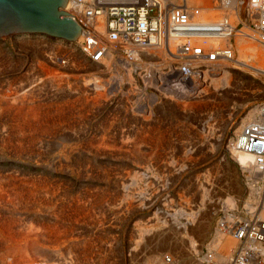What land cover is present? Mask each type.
<instances>
[{
    "label": "rangeland",
    "instance_id": "rangeland-1",
    "mask_svg": "<svg viewBox=\"0 0 264 264\" xmlns=\"http://www.w3.org/2000/svg\"><path fill=\"white\" fill-rule=\"evenodd\" d=\"M80 44L42 33L0 38V189L7 190L9 182L6 180L11 175L30 186L36 178L52 185L49 196L41 193L38 198L27 195L21 200L5 196V201L0 200V240L5 241L1 240L0 245L2 250L5 248L2 254L6 253L0 263H15L17 258L23 260V264H160L162 260L164 264L197 260L204 264L201 260L212 259L217 248L225 242V236L222 240L216 237L217 230H221L220 220L226 215L246 220L255 213L261 201L262 193L259 192L264 188V178L256 177L252 168L237 162L238 158L233 159L230 141L237 126L235 122L242 115L243 121L247 107L255 109L257 103L264 100L263 81L249 73L231 72L232 77L222 90L215 92L209 85L205 94L201 93L204 100H194L191 96L205 86L185 85L167 66L152 70L133 62H128L129 65L127 54L119 51L121 62L118 60L120 63L106 71V60L91 61L79 49ZM124 67L132 68V77L129 78ZM44 124L52 125L51 130H58V135L47 133L44 136L41 129ZM157 131H160L165 150L167 146L174 149L183 146L190 151L189 155L181 149L174 152L168 149V152L161 151L167 153L163 161L153 154L139 156V149L150 152L155 144L153 133ZM165 162L173 164L175 174L164 171ZM252 187L256 190L250 197ZM69 195H72L70 199ZM139 200H145L146 204H140ZM73 215L79 218L74 219ZM1 217H5L3 221ZM97 219L99 221H95ZM4 222L11 224L13 230ZM199 226L202 229H198ZM50 227H54L52 232ZM56 233L61 237L55 238ZM157 233L159 236L155 237ZM164 236L171 238V242L161 248L159 241ZM33 239L46 255L29 248L24 256L17 248ZM85 249L88 252H84ZM85 254H89L88 257Z\"/></svg>",
    "mask_w": 264,
    "mask_h": 264
},
{
    "label": "bare ground",
    "instance_id": "bare-ground-1",
    "mask_svg": "<svg viewBox=\"0 0 264 264\" xmlns=\"http://www.w3.org/2000/svg\"><path fill=\"white\" fill-rule=\"evenodd\" d=\"M264 3V0H189V4H190V6H191V9H192V12L194 11V9L197 7L199 10H200V12L198 13V14H195V13H193V17L195 18V19H198L199 21H202V22H206V21H219V20H222V19H228L230 22H232L233 23V26H235V24L236 23H238V22H241V23H243L244 24V26H243V28L242 29H236L235 30V33H234V37H235V41H234V44L232 45V57L231 58H226V59H220V60H218V61H213V60H206V59H201V58H195L194 60H193V62H192V64H194L193 65V70L191 71V73L189 74V76H184L183 74H182V72L180 71V67H181V65L186 61L185 60V58L183 57V56H181L180 55V53H179V49H178V47H179V45L180 44H182L184 41H186L184 38H181V37H179V36H173V37H171L169 40H168V42L167 43H162V44H149V45H147V46H138V45H134V44H131V45H129V46H127L126 48H127V52H128V54H127V56H128V58L126 59V62L128 63V62H130V63H132L133 62V64L134 63H137V66H138V64L139 65H143L144 67H146V66H148L150 69H152V70H155V69H157V68H160L159 66H167V67H169V68H171V71H174V73H176V74H178V76H180V77H177V79L178 80H180L181 82H183L185 85L186 84H199V87L198 88H201L202 86H205V87H203V89H199L200 91H198L197 89V94L195 93L193 96H191V97H193V99L195 100V99H197V100H199V101H201V100H204V98H205V96H204V94H205V91H206V87L207 86H211L212 85V88H213V90H215V92L217 91H220V90H222L221 89V87H224V85H226L227 83H229V79H230V77H232V76H230L231 75V72H237V73H239V72H242V73H249L250 75H252L253 77H256V78H260L261 79V81H263L262 82V84H264V40L263 39H261L258 35H260V32H259V30H253L250 26H249V24L246 22V19L248 18H250V21H254V18H260L261 17V5ZM68 5V4H67ZM66 5V6H67ZM235 23V24H234ZM10 36H15V34H12V33H10V34H6V35H2V36H0V38H5V37H10ZM52 37V36H51ZM54 38H57V37H54ZM59 39H62V38H59ZM65 40V39H64ZM84 40V33H83V30H82V33H81V35L77 38V40H75V41H70V42H78V43H81L82 41ZM68 41V40H67ZM192 42L194 43V44H202L203 42H202V39H200V38H196V39H192ZM207 44V46H209V45H211V44H215V45H221V46H225V45H227V44H231V42H230V40H229V38L227 37V38H225V39H221V40H208L207 42H206ZM108 46H109V48H108V51H107V54H106V56H105V58L103 59V60H106L105 61V65L104 66H106V68H107V70L106 71H108V70H110V68H111V66L113 65V64H115L116 63V65H117V63H120L121 61H120V59L119 58H121V56L119 55V48H118V46H117V44L116 43H114V42H109L108 43ZM205 49L207 50V47H205ZM118 53V54H117ZM106 58H108V59H106ZM102 60V61H103ZM120 62H119V61ZM146 60H154L155 62H150V63H146L145 61ZM157 60V61H156ZM124 62V61H123ZM130 63H128L129 65H130ZM122 64V63H121ZM128 64H125L127 67L129 66ZM95 65V64H94ZM96 65H98V64H96ZM124 65V64H123ZM122 65V66H123ZM124 65V66H125ZM103 66V65H102ZM133 66V65H132ZM175 66V67H174ZM125 68V67H124ZM147 68V67H146ZM174 68V69H173ZM112 69V68H111ZM126 69V68H125ZM131 69L132 68H128V69H126V71H127V73L129 74V78H130V76H131ZM140 69V68H139ZM149 71V70H148ZM161 71V70H160ZM158 72H159V70H158ZM150 74H151V71L149 72ZM173 73V74H174ZM159 74V73H158ZM175 75V74H174ZM53 77V76H52ZM132 77V76H131ZM203 77H204V79H203ZM55 78V77H54ZM57 79V78H56ZM118 79V78H117ZM196 80H198L199 82H194V81H196ZM52 81V80H51ZM54 81V80H53ZM168 82V81H167ZM260 83V82H259ZM52 84V83H51ZM54 85V84H53ZM52 85V86H53ZM44 86V85H43ZM97 87H99V86H97ZM33 88V87H32ZM35 88V87H34ZM42 88V87H41ZM27 91V90H26ZM202 92H204V94H201ZM32 93V92H31ZM207 94V93H206ZM219 95H220V93H219ZM26 96V95H25ZM53 96V95H52ZM20 97V96H19ZM32 97V96H31ZM16 98V97H15ZM42 98V97H41ZM40 98V99H41ZM20 101H21V99H19ZM43 100V99H42ZM59 100V99H58ZM193 100V101H194ZM18 101V99L16 100V102ZM33 101V100H32ZM85 101V100H84ZM23 102V101H22ZM88 102V101H87ZM194 102H196V101H194ZM36 103V102H35ZM44 103V102H43ZM24 104H25V102H24ZM23 105V104H22ZM9 106V105H8ZM49 106V105H48ZM25 107V106H24ZM23 107V108H24ZM68 107V106H67ZM9 108V107H8ZM12 108H14V107H12ZM20 108V107H19ZM18 108V109H19ZM34 109V108H33ZM11 110V109H10ZM23 110V109H22ZM21 110V111H22ZM9 111V110H8ZM24 111V110H23ZM31 111V110H30ZM41 111V110H40ZM49 112V111H48ZM258 113H259V108L257 107V105H256V108L255 109H252V110H250L249 112H247L246 113V115L244 116V118H243V121H245V123L247 122V121H249V120H255L257 117H258ZM34 115V114H33ZM37 116V115H36ZM76 117V116H75ZM20 118V117H19ZM36 118H38V117H36ZM44 118V117H43ZM78 118V117H77ZM12 119H13V117H12ZM35 119V118H34ZM33 119V120H34ZM71 119V118H70ZM20 120V119H19ZM46 120V119H45ZM12 121H14V119L12 120ZM27 121V120H26ZM35 121V120H34ZM30 122V121H29ZM45 122V121H44ZM49 121H47V123H48ZM72 122V121H71ZM82 122V121H81ZM34 123V122H33ZM32 123V125H34ZM36 123V126H38L37 125V122H35ZM67 123V122H66ZM73 123V122H72ZM76 123V122H75ZM78 123V122H77ZM80 123V122H79ZM6 124V123H5ZM71 124V123H70ZM86 124V123H85ZM31 124H29V126H30ZM31 125V126H32ZM40 125V124H39ZM52 127V125H49V124H44V127L43 128H41L42 129V133H44V136L45 135H47V133L49 134V135H55V134H57L58 133V130L57 131H52L51 130V127ZM167 126V125H166ZM23 127V126H22ZM35 127V126H34ZM40 127H42V125H40ZM50 127V128H49ZM55 127V126H54ZM103 130V129H102ZM151 130V129H150ZM156 130V129H155ZM16 131V130H15ZM24 131V130H23ZM238 131V129L236 130V132ZM75 132V131H74ZM146 132V131H145ZM33 133V132H32ZM84 133V132H83ZM91 133V132H90ZM97 133V132H96ZM95 133V134H96ZM40 134V133H39ZM65 134V133H64ZM106 134V133H105ZM111 134V133H110ZM110 134H108L107 136H109ZM127 134V133H126ZM58 135V134H57ZM57 135H56V137H57ZM70 135V134H69ZM75 135H77V134H75ZM74 135V136H75ZM153 135H155L154 137H155V144H154V146L151 148V150H150V152L149 153H147V152H145L144 150L142 151V150H138L139 152L138 153H140L139 154V156H141L142 154H144V155H154V157L155 158H157L159 161H163V159H164V157L167 155V153L166 152H164L165 153V155H164V153H162L163 151H169V150H177V149H181L182 151H184L186 154H188L189 152H187V150L186 149H184V147L182 148H177V149H174V148H172L171 146L170 147H166L167 149L165 150V147H163V144L164 143H162V136H161V134H160V131H157L156 133H153ZM1 136V135H0ZM5 136H6V134H5ZM36 136V135H35ZM38 136V135H37ZM81 136V135H80ZM82 136H84L83 134H82ZM93 136V135H92ZM98 136V135H97ZM97 136H95L96 137V140L98 141V140H100V138H97ZM102 136V135H101ZM114 137L113 135H110V137ZM3 137V136H2ZM30 137V136H29ZM34 137V136H33ZM39 137V136H38ZM77 137V136H76ZM106 137V136H105ZM152 138H153V136H151ZM10 138V137H9ZM18 138V137H17ZM73 138V137H72ZM75 138V137H74ZM82 138V137H81ZM127 138V137H126ZM35 139V138H34ZM68 139V138H67ZM94 139V138H93ZM106 139V138H105ZM112 139V138H111ZM136 139V138H135ZM143 139V138H142ZM149 139V138H148ZM69 140V139H68ZM76 140V139H75ZM129 140H130V138H129ZM146 140V139H145ZM154 140V139H153ZM11 141V140H10ZM44 141V140H43ZM64 141V140H63ZM90 141H93L92 140V138H91V140ZM124 141L126 142V139H124ZM3 142V141H2ZM6 142V141H5ZM8 142V141H7ZM33 142V141H32ZM31 142V143H32ZM84 142V141H83ZM138 142H139V140H138ZM154 142V141H153ZM166 142H167V139H166ZM231 142V144H230V151H231V153L234 155V158L233 159H235V158H238V160H237V162L239 161V163L243 166V167H245V168H252L253 169V172H254V174H255V176L257 177H262V178H264V175H262L257 169H256V166L254 165V161H253V158L251 157V156H249V155H246V154H242V153H239L238 151H236L235 149H234V147H233V139L230 141ZM21 143V142H20ZM73 143H75V142H73ZM92 143V142H91ZM97 143V142H96ZM103 143V142H102ZM113 143V142H112ZM115 143V142H114ZM135 143V142H134ZM141 143V142H140ZM143 143V142H142ZM145 143V142H144ZM4 144V143H3ZM25 144V143H24ZM120 144H122L121 142H120ZM127 144V143H126ZM130 144V143H129ZM183 144V143H182ZM91 145V144H90ZM107 145V144H106ZM138 145V144H137ZM91 146H93V145H91ZM122 146V145H121ZM134 146V145H133ZM136 146V145H135ZM139 146H141V145H139ZM80 147V146H79ZM82 147V146H81ZM80 147V148H81ZM94 147H96V146H94ZM98 147H100L99 145H98ZM104 147V146H103ZM113 147V146H112ZM126 147V146H125ZM138 147V146H137ZM177 147V146H176ZM76 148V147H75ZM91 149H93L92 147H90ZM131 148H133V147H131ZM140 148V147H139ZM187 148V147H186ZM98 149V148H97ZM96 149V150H97ZM101 149V148H100ZM169 149V150H168ZM101 151V150H100ZM106 151V150H105ZM122 151V150H121ZM132 151H134L135 152V150L133 149ZM136 151H137V149H136ZM147 151V150H146ZM162 151V152H161ZM171 151V152H172ZM173 151V152H174ZM65 152H67V154H69L68 153V150H65ZM70 152V151H69ZM90 152H92V151H90ZM94 152V151H93ZM97 152V151H96ZM102 152V151H101ZM33 153V152H32ZM71 153V152H70ZM87 153V152H86ZM98 153H100V152H98ZM98 153L96 154L97 156H98ZM118 153V152H117ZM199 153V152H198ZM204 153V152H203ZM94 155H95V153H93ZM103 154V153H102ZM105 154V153H104ZM131 154V153H130ZM136 153H134V155H135ZM169 154H170V152H169ZM195 154V153H194ZM85 155H87V154H85ZM91 155H92V153H91ZM100 155V154H99ZM170 155H172V153L170 154ZM175 155V154H174ZM189 155V154H188ZM191 155V154H190ZM34 156V155H33ZM116 156V155H115ZM122 156V155H121ZM111 157V156H110ZM68 158V157H67ZM78 159V158H77ZM137 159H138V157H137ZM142 159V158H141ZM156 159V160H157ZM168 159V158H167ZM193 159V158H192ZM69 160V159H68ZM132 160V159H131ZM143 160H144V157H143ZM142 160V161H143ZM178 160H179V157H178ZM182 160V159H181ZM75 161V160H74ZM138 161V160H137ZM180 161V160H179ZM68 162V161H67ZM88 162V161H87ZM132 162V161H131ZM172 162V161H171ZM175 162V161H174ZM48 163V162H47ZM51 163V162H50ZM60 163V162H59ZM63 163V162H62ZM81 163V162H80ZM89 163H91V162H89ZM88 163V164H89ZM100 163H101V161H100ZM132 163H134V162H132ZM156 163H157V161H156ZM162 163V162H161ZM176 163V162H175ZM84 164H87V163H84ZM171 164V163H170ZM168 162H165V166H164V171H166L167 170V172H169L170 174H175L176 172V170H173V167H172V165L173 164H171L170 165ZM181 164V163H180ZM249 164H251L250 166L251 167H249ZM51 165V164H50ZM61 165V164H60ZM70 165H72V164H70ZM158 165V164H157ZM160 165H162V164H160ZM159 165V166H160ZM175 165V164H174ZM68 166V165H67ZM87 166V165H86ZM168 166V167H167ZM59 168H60V166H58ZM62 167V166H61ZM66 167V166H65ZM70 167V166H69ZM84 166H82V168H83ZM98 167V166H97ZM101 167V166H100ZM141 167V166H140ZM167 167V168H166ZM62 168H64V167H62ZM68 168V167H67ZM73 168V167H72ZM76 168V167H75ZM99 168V167H98ZM161 168V169H162ZM86 169V168H85ZM87 169H88V167H87ZM157 169V168H156ZM76 171H77V168L75 169ZM79 170V169H78ZM98 170V169H97ZM110 170V169H109ZM180 170H181V167H180ZM183 170V169H182ZM250 170V169H249ZM63 171V170H62ZM73 171V170H72ZM83 171H85V170H83ZM83 171H81V172H83ZM88 171H90V169L88 170ZM88 171H87V173H88ZM99 171V170H98ZM102 171H104V170H102ZM158 171V170H157ZM80 172V171H79ZM91 172V171H90ZM108 172V171H107ZM110 172V171H109ZM108 172V173H109ZM166 172V173H167ZM9 173V172H8ZM84 173H86V171L84 172ZM83 173V174H84ZM106 172H104V174H105ZM137 173V172H136ZM49 174V173H48ZM82 174V175H83ZM103 174V175H104ZM169 174V175H170ZM8 175V174H7ZM11 175V174H10ZM9 175V176H10ZM15 175V174H14ZM18 175V174H17ZM86 175V174H85ZM91 175V174H90ZM98 175V174H97ZM102 175V176H103ZM6 176V175H5ZM99 176V175H98ZM109 176V175H108ZM254 176V175H253ZM46 177V176H45ZM250 177V176H249ZM40 178V177H39ZM49 178V177H48ZM95 178V177H94ZM164 178V177H163ZM1 179V178H0ZM32 179V178H31ZM37 180H36V182H35V180H34V183H33V185H31L30 186V184L27 182H25V181H21V180H19V179H17V178H12V175H11V177H9L8 178V180H6V181H8L9 183H8V185H9V187L7 188V190H5V191H8V193L7 192H5L4 190H2V189H0V200H2V201H5L4 200V198H5V196H7V197H15V198H21V200L24 198V196H33L34 198H35V196L37 197V195H39V194H45L46 196H49L50 195V193H52V191L50 190V186H52V185H50L49 186V183H48V181L47 180H42V179H38V178H36ZM47 179V178H46ZM88 179V178H87ZM93 179V178H92ZM98 179V178H97ZM100 179V178H99ZM102 179V178H101ZM108 179V178H107ZM19 180V181H18ZM27 180V179H26ZM53 180V179H52ZM66 180V179H65ZM96 180V179H95ZM175 180V179H174ZM262 180V179H261ZM6 181L4 182V183H6ZM94 181V180H93ZM98 181V180H97ZM116 181V180H115ZM30 182H31V180H30ZM51 182V181H50ZM85 182V181H84ZM101 182V181H100ZM154 182V181H153ZM1 183V182H0ZM88 183V182H87ZM92 183V182H91ZM107 183V182H106ZM175 183V182H174ZM57 184V183H56ZM103 184V183H102ZM264 184V183H263ZM54 185V184H53ZM58 185H59V182H58ZM63 185V184H62ZM61 185V186H62ZM73 185V184H72ZM94 185V184H93ZM97 185V184H96ZM255 185V184H254ZM3 186V185H2ZM61 186H59V187H61ZM83 186V185H82ZM98 186V185H97ZM104 186V185H103ZM161 186V185H160ZM250 186H252L251 184H250ZM256 186V185H255ZM263 186V185H262ZM1 187V186H0ZM55 187V186H54ZM57 187V186H56ZM85 187V186H84ZM87 187V186H86ZM89 187V186H88ZM92 188H97V187H92ZM103 188V187H102ZM104 188H105V186H104ZM145 188V187H144ZM260 189H261V187H259ZM81 189H83V188H81ZM86 190H87V188H85ZM90 189V188H89ZM106 189V188H105ZM104 189V190H105ZM56 190V189H55ZM61 190V189H60ZM85 190V191H86ZM96 190V189H95ZM101 190H103V189H101ZM152 190V189H151ZM169 190V189H168ZM203 190H204V188H203ZM255 188L254 187H252V189H251V192H250V197L251 196H253L254 195V193H255ZM51 191V192H50ZM54 191V190H53ZM64 191H66V190H64ZM67 191H68V189H67ZM66 191V192H67ZM115 191V190H114ZM180 191V190H179ZM207 191H209V190H207ZM58 192V191H57ZM60 192V191H59ZM62 192V191H61ZM92 192H95V191H93L92 190ZM97 192V191H96ZM102 191H100V193H101ZM64 193V192H63ZM62 193V194H63ZM73 193V192H72ZM80 193H82V191L80 192ZM90 193V192H89ZM150 193V192H149ZM259 193H262V195H261V201H259L260 200V198H259V200H257V201H259L260 203H257V208H256V211H255V213L251 216V217H249L248 219H246V220H242V221H250L251 219H253V220H255L257 217H258V213L257 212H259V214H260V219H264V188L262 189V191L261 192H259ZM5 194H8V195H5ZM41 194V195H42ZM43 194V195H44ZM75 195H77V193H74ZM84 194V193H83ZM82 194V195H83ZM87 194V193H86ZM94 194V193H93ZM98 194V193H97ZM105 194V193H104ZM103 194V195H104ZM107 194V193H106ZM40 195V196H41ZM64 195V194H63ZM63 195H60V196H62L63 197ZM79 195V194H78ZM81 195V194H80ZM92 195V194H91ZM259 195V194H258ZM51 196H53V195H51ZM70 196H72V195H69L68 196V198L70 199ZM90 196V195H89ZM99 196H101V194L99 195ZM105 197H107L106 195H104ZM23 197V198H22ZM53 197H55V196H53ZM53 197H51L50 199H52ZM58 197V196H57ZM56 197V198H57ZM65 197V196H64ZM76 197V196H75ZM94 197H95V195H94ZM263 197V198H262ZM25 198H27V197H25ZM38 198V197H37ZM43 198V197H42ZM67 198V199H68ZM72 198V197H71ZM81 198V197H80ZM89 198V197H88ZM90 198H92V197H90ZM89 198V199H90ZM97 197H95V199H96ZM104 198V197H103ZM255 199V197H252V199ZM13 199V198H12ZM16 199V200H17ZM41 199V198H40ZM39 199V200H40ZM44 200H45V198H43ZM47 199V198H46ZM68 199V200H69ZM77 199H78V197H77ZM98 199V198H97ZM102 199V198H101ZM131 199V198H130ZM129 199V200H130ZM140 199H142V198H140ZM253 199V200H254ZM7 201H8V199H6ZM15 200V201H16ZM27 200H28V198H27ZM26 200V201H27ZM38 200V199H37ZM36 200V201H37ZM55 200V199H54ZM58 200V199H57ZM57 200H56V202H57ZM63 200V199H62ZM62 200L61 201H58V203H60V202H62ZM81 200H84V199H81ZM93 200H94V198H93ZM125 200H127V199H125ZM29 201V200H28ZM33 201V200H32ZM52 201V200H51ZM51 201H48V202H51ZM74 201V200H73ZM76 201V200H75ZM78 201L80 202V200L78 199ZM78 201H76L77 203H78ZM102 201H103V199H102ZM116 201V200H115ZM158 201V200H157ZM39 202V201H38ZM44 202V201H43ZM42 202V203H43ZM55 202V201H54ZM68 202V201H67ZM67 202H65V203H67ZM125 202V201H124ZM133 202V201H132ZM29 203V202H28ZM64 202L62 203V204H65ZM139 203L140 204H146V201L145 200H139ZM153 203V202H152ZM3 204V203H2ZM1 204V205H2ZM5 204V203H4ZM3 204V205H4ZM6 204H7V202H6ZM30 204H31V201H30ZM32 204H34V203H32ZM36 204V203H35ZM45 204V203H44ZM61 204V205H62ZM79 204V203H78ZM89 204V206H90V203H88ZM103 204H104V202H103ZM127 204V203H126ZM138 204V203H137ZM180 204V203H179ZM29 205V204H28ZM52 205H54V204H52ZM51 205V206H52ZM71 205V204H70ZM75 205V204H74ZM130 205V204H129ZM133 205H135V204H133ZM22 206V205H21ZM48 206V205H47ZM47 206H46V208H47ZM50 206V205H49ZM48 206V207H49ZM51 206H50V208H51ZM59 206V205H58ZM57 206V207H58ZM76 206H78V205H76ZM80 206V205H79ZM79 206L77 207V208H79ZM86 206V205H85ZM88 206V205H87ZM95 206V205H94ZM94 206H92V208L94 207ZM101 206V205H100ZM127 206V205H126ZM138 206V205H137ZM136 206V207H137ZM205 206V205H204ZM3 207V206H2ZM5 207H6V205H5ZM45 207V206H44ZM56 207V206H55ZM72 207H74V206H72ZM81 207V206H80ZM96 207V206H95ZM133 207V206H132ZM4 208V207H3ZM36 208V207H35ZM59 208V207H58ZM62 208H64V207H62ZM70 208V207H69ZM85 208V207H84ZM83 208V209H84ZM88 208V207H87ZM90 208V207H89ZM88 208V209H89ZM99 208V207H98ZM0 209H1V207H0ZM81 209V208H80ZM86 209V208H85ZM84 209V210H85ZM100 209V208H99ZM113 209V208H112ZM126 209V208H125ZM128 209V208H127ZM48 210H49V208H48ZM53 210V209H52ZM68 210V209H67ZM66 210V211H67ZM79 210V209H78ZM78 210H76V211H78ZM83 210V211H84ZM95 210H97V209H95ZM1 211V210H0ZM50 211H51V209H50ZM54 211V210H53ZM62 211V210H61ZM60 211V212H61ZM75 211V212H76ZM81 211V210H80ZM91 211V210H90ZM90 211H88V212H90ZM100 211H101V209H100ZM5 212V211H4ZM26 212V211H25ZM63 212V211H62ZM65 212V211H64ZM79 212V211H78ZM94 212V211H93ZM102 212V211H101ZM1 213V212H0ZM53 213V212H52ZM51 213V214H52ZM68 213H70V210H69V212ZM77 213V212H76ZM118 213V212H117ZM10 214V213H9ZM45 214V213H44ZM50 214V213H49ZM57 214V213H56ZM55 214V215H56ZM74 214V213H73ZM80 214H82V213H80ZM127 214V213H126ZM36 215V214H35ZM63 215V214H62ZM87 215V214H86ZM105 215V214H104ZM0 216H1V214H0ZM31 216V215H30ZM49 216H51V215H49ZM54 216V215H53ZM52 216V217H53ZM68 216V215H67ZM69 216H70V214H69ZM74 216V215H73ZM72 216V217H73ZM77 216V215H76ZM76 216H74V219H75V217ZM82 216V215H81ZM102 216V215H101ZM114 216V215H113ZM121 216V215H120ZM123 216V215H122ZM193 216V215H192ZM3 217V216H2ZM1 217V219H2V221H3V219L5 218H2ZM64 217V216H63ZM78 217V216H77ZM85 217V216H84ZM96 217H97V215H96ZM100 217V216H99ZM98 217V219H100ZM204 217V216H203ZM68 218V217H67ZM79 218V217H78ZM120 218V217H119ZM198 218V217H197ZM205 218V217H204ZM204 218H202V219H204ZM48 219V218H47ZM46 219V220H47ZM52 219V218H51ZM65 219V218H64ZM63 219V220H64ZM95 220V221H99V220ZM9 220V219H8ZM7 220V221H8ZM61 220H62V218H61ZM68 220V219H67ZM83 220V219H82ZM2 221H1V223H2ZM4 221H6V220H4ZM238 221V219L234 216V215H226L225 217H223L221 220H220V222H219V226H220V228H221V230H217V238L218 239H221V238H223L224 236H225V242L223 243V245L222 246H220V248H217V250H216V252H215V254H213V257H211L212 259H202L201 261H203L204 260V262L206 263V264H233V262H234V260H235V258H236V254L238 253V251L240 250V248H241V245H242V242H241V240L232 232V226L234 225V223H236ZM35 222V221H34ZM55 222V221H54ZM59 222V221H58ZM73 222V221H72ZM52 223V222H51ZM70 223V222H69ZM77 223V222H76ZM85 223V222H84ZM83 223V224H84ZM202 223V222H201ZM200 223V224H201ZM4 224L5 225H7V227H10L11 226V224H9V223H5L4 222ZM20 224V223H19ZM29 224V223H28ZM41 224H43V223H41ZM79 224H81V223H79ZM102 224V223H101ZM192 224V223H191ZM47 225H49V224H47ZM70 225V224H69ZM68 225V226H69ZM87 225V224H86ZM94 225V224H93ZM203 225V224H202ZM0 226H2V224H0ZM28 226V225H27ZM31 226V225H30ZM45 226V225H44ZM98 226V225H97ZM100 226V225H99ZM187 226V225H186ZM18 227V226H17ZM190 227V226H189ZM203 227V226H202ZM206 227V226H205ZM24 228V227H23ZM39 228V227H38ZM47 228V227H46ZM59 228V227H58ZM70 228V227H69ZM114 228V227H113ZM186 228V227H185ZM197 228V227H196ZM201 228V226H199L198 227V229H200ZM7 229V228H6ZM10 229H12V227H10ZM17 229H19V228H17ZM50 230H51V232H52V229L54 230V227L53 228H49ZM65 229V228H64ZM79 229V228H78ZM202 229V228H201ZM3 230H4V225H3ZM13 230V229H12ZM15 230V229H14ZM26 230V229H25ZM34 230L36 231V229L34 228ZM34 230H32V231H34ZM38 230V229H37ZM45 230V229H44ZM58 230V229H57ZM97 230V229H96ZM188 230V229H187ZM197 230V229H196ZM223 230V231H222ZM4 231H6V230H4ZM16 232L18 231V230H15ZM22 231V230H21ZM20 231V232H21ZM78 231V230H77ZM195 231V230H194ZM200 231H202V230H200ZM225 231L227 232V231H229L230 233H226L225 234ZM11 232V231H10ZM19 232V231H18ZM19 232V233H20ZM23 232H25V231H23ZM49 232V231H48ZM48 232H47V235H48ZM62 232V231H61ZM84 232V231H83ZM182 232V231H181ZM193 232V231H192ZM199 232V231H198ZM9 233V232H8ZM38 233H39V231H38ZM37 233V234H38ZM59 233V232H58ZM63 233V232H62ZM93 233V232H92ZM180 233V231H178V234ZM183 233V232H182ZM41 234H42V232H41ZM46 234V233H45ZM64 234V233H63ZM94 234V233H93ZM98 234V233H97ZM205 234H208V233H206L205 232ZM204 234V235H205ZM229 234V235H228ZM13 235H15V234H13ZM40 235V234H39ZM77 235V234H76ZM187 235V234H186ZM200 235H202V234H200ZM230 235H231V237H230ZM35 236H36V234H35ZM43 237L45 236V235H42ZM49 236V235H48ZM56 236H57V233H56ZM55 236V238H58V237H61V236H57L56 237ZM156 236H159V234L157 233V234H155V237ZM160 236H163V235H160ZM203 236V235H202ZM234 238H233V237ZM11 237V236H10ZM15 237V236H14ZM13 236H12V238H14ZM149 237V236H148ZM49 238H51V237H49ZM85 238V237H84ZM89 238V237H88ZM161 238V239H160ZM159 239H160V241H159V247H161V248H164V247H166L168 244H170L169 242H171V238L169 239V237H166V236H164V237H160ZM45 239V238H44ZM1 240H3V239H1ZM0 240V241H1ZM15 240V239H14ZM59 240V239H58ZM213 240H215V239H213ZM222 240V239H221ZM95 241H97V240H95ZM217 241V240H216ZM2 242V241H1ZM3 242H5L4 240H3ZM104 242V241H103ZM223 242V241H222ZM20 243V242H19ZM98 243V242H97ZM176 243V242H175ZM1 244H3V243H1ZM7 244V243H6ZM9 244V243H8ZM67 244V243H66ZM13 245V244H12ZM21 245V244H20ZM5 246V245H4ZM70 246V245H69ZM95 246H97V244H95ZM169 246V245H168ZM175 246V245H174ZM173 246V247H174ZM1 245H0V260H3V258H2V256H4V254H6V253H4V254H2V251H4V249L2 250L1 249ZM9 248H10V245L8 246ZM8 247H6V249L8 248ZM12 247V246H11ZM16 247V246H15ZM20 247V246H19ZM19 247H17L18 249H21V251H22V253H23V255L24 256H27V254H26V251L29 249V248H31L30 250L32 251L33 250V252L34 251H37L39 254L41 253L42 254V252H44L42 249H41V246L38 244V242L36 241V240H31V241H29V242H26L25 244H22V246L19 248ZM72 247V246H71ZM91 247H94V246H91ZM107 247V246H106ZM176 247V246H175ZM180 247V246H179ZM43 248V247H42ZM75 248V247H74ZM81 248H83V247H81ZM161 248H159V249H161ZM17 249V250H18ZM79 249V248H78ZM16 250V249H15ZM80 250V249H79ZM86 250V249H85ZM92 250V249H91ZM90 250V251H91ZM102 250V249H101ZM107 250V249H106ZM257 250L258 251H260V252H262V254H263V256L261 257L262 259H261V263L262 264H264V246L263 247H261V246H257ZM48 251V250H47ZM47 251H46V253H47ZM77 251V250H76ZM19 252V251H18ZM32 252V253H33ZM60 252V251H59ZM78 252V251H77ZM84 252H88V250H86V251H84ZM83 252V253H84ZM180 252V251H179ZM15 253V252H14ZM22 253H20V257H22L21 256V254ZM28 254H29V252H27ZM49 253V252H48ZM95 253V252H94ZM98 253V252H97ZM26 254V255H25ZM99 254V253H98ZM35 255V254H34ZM44 255H46L45 254V252L43 253V256ZM49 255V254H48ZM87 255H89V254H87ZM86 254L84 255L85 257L87 256ZM13 256V255H12ZM38 256V255H37ZM101 256V255H100ZM5 257V256H4ZM30 257V256H29ZM84 257V258H85ZM88 257V256H87ZM60 258V257H59ZM92 258V257H91ZM101 258V257H100ZM15 259V258H14ZM22 259H24V261L26 262L27 260H26V258L25 257H22ZM30 259V258H29ZM191 259V258H190ZM4 260H6V259H4ZM15 260H17L15 263H6V264H23V260H18L17 258L15 259ZM35 260V259H34ZM64 260V259H63ZM68 260V259H67ZM102 260V259H101ZM14 261V260H13ZM40 261V260H39ZM65 261V260H64ZM73 261V260H72ZM100 261V260H99ZM169 261H171V259H169ZM3 262V261H2ZM24 262V263H25ZM28 262H29V260H28ZM98 262V261H97ZM197 262H199V260H197ZM196 261H188L187 263H189V264H199V263H197ZM34 264H35V262H33ZM41 263V262H40ZM43 263V262H42ZM66 263V262H65ZM72 263V262H71ZM165 263V260H162L161 262H160V264H164ZM186 263V262H185ZM186 263V264H187ZM204 263V264H205ZM0 264H2V263H0ZM29 264H30V262H29ZM45 264V263H44ZM57 264V263H56ZM67 264V263H66ZM77 264V263H76ZM79 264V263H78ZM91 264V263H90ZM99 264V263H98Z\"/></svg>",
    "mask_w": 264,
    "mask_h": 264
},
{
    "label": "built area",
    "instance_id": "built-area-1",
    "mask_svg": "<svg viewBox=\"0 0 264 264\" xmlns=\"http://www.w3.org/2000/svg\"><path fill=\"white\" fill-rule=\"evenodd\" d=\"M67 4L62 10L82 27L84 40L79 49L91 61L101 62L105 58L109 42L116 43L121 53L128 54L126 47L131 44H162L179 36L186 40L178 47L186 60L180 67L184 76L193 70L195 58L213 61L231 58L235 30L244 26L241 22L233 26L227 18L199 21L193 13L198 14L200 10L196 7L192 12L189 0H68ZM260 8L261 17L254 21L247 18L246 22L253 30H259L258 36L264 40V3ZM227 37L231 44L206 45L208 40ZM196 38L203 43L194 44L192 39ZM257 107L259 113L255 120L245 123L242 115L235 122L232 139L234 149L251 156L256 169L264 175V100ZM251 108L247 107L246 112ZM253 219L246 222L238 219L232 226V232L242 242L233 264H262L263 254L257 246H264V219Z\"/></svg>",
    "mask_w": 264,
    "mask_h": 264
},
{
    "label": "water",
    "instance_id": "water-1",
    "mask_svg": "<svg viewBox=\"0 0 264 264\" xmlns=\"http://www.w3.org/2000/svg\"><path fill=\"white\" fill-rule=\"evenodd\" d=\"M68 0H0V36L42 33L75 41L82 27L62 10Z\"/></svg>",
    "mask_w": 264,
    "mask_h": 264
}]
</instances>
